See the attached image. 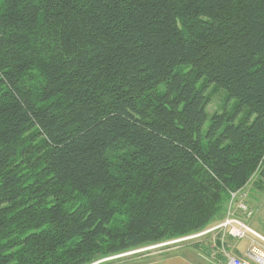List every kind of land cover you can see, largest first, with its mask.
Instances as JSON below:
<instances>
[{
	"label": "trees",
	"instance_id": "trees-1",
	"mask_svg": "<svg viewBox=\"0 0 264 264\" xmlns=\"http://www.w3.org/2000/svg\"><path fill=\"white\" fill-rule=\"evenodd\" d=\"M210 85L236 102L203 130ZM253 178L264 0H0V264L197 234Z\"/></svg>",
	"mask_w": 264,
	"mask_h": 264
},
{
	"label": "rangeland",
	"instance_id": "rangeland-1",
	"mask_svg": "<svg viewBox=\"0 0 264 264\" xmlns=\"http://www.w3.org/2000/svg\"><path fill=\"white\" fill-rule=\"evenodd\" d=\"M206 95L209 98V104L206 108L207 120L203 126V130L207 129L210 123V119L214 114L224 113L231 116L236 102L235 100L226 102L225 91L220 88H216L213 85H210L208 87ZM245 113L246 108L244 107L236 116L235 123H238L242 118H244ZM255 178H253L251 182L241 190V192L245 196L244 200L246 201L247 206L253 212L252 216L249 219L242 220L247 225V227L264 238V191L258 192L253 189L252 183L254 182ZM227 211L228 207H226L225 211L219 217H217L206 229L197 234L177 240L167 241L150 247L138 248L134 251L109 258L111 260L106 259L107 261L99 264H143L145 262H148L149 260H157L168 257L170 255L190 254L188 248L195 245H199L203 250L200 254L198 253V257H194L196 258L198 264H224V253L222 250H218V246H216L215 243V240L217 238L223 240L226 246L224 250L226 254L229 253L227 245L230 248H233L234 252H236L235 250H239L240 247L243 249L248 247L249 245L248 239L240 242H235L228 238L226 233H223L222 230L217 229L215 231H212V229H215L226 219ZM230 211L234 212L236 216H239L241 218L244 217V215H242L241 212L235 209L234 206H232Z\"/></svg>",
	"mask_w": 264,
	"mask_h": 264
},
{
	"label": "built area",
	"instance_id": "built-area-1",
	"mask_svg": "<svg viewBox=\"0 0 264 264\" xmlns=\"http://www.w3.org/2000/svg\"><path fill=\"white\" fill-rule=\"evenodd\" d=\"M244 199L245 196L241 191L231 193L230 200L227 205L228 211L226 219L215 229H212V231L217 229L222 230L223 233H226L228 238L236 242L248 239L249 245L240 257L231 255L229 253L226 254L224 251L225 247L220 249L224 253V264H264V238L247 227V225L242 220L249 219L253 214L252 210L247 206ZM232 206L241 212L244 217L241 218L236 216L234 212H231L230 209ZM221 242H223L222 239Z\"/></svg>",
	"mask_w": 264,
	"mask_h": 264
},
{
	"label": "crops",
	"instance_id": "crops-1",
	"mask_svg": "<svg viewBox=\"0 0 264 264\" xmlns=\"http://www.w3.org/2000/svg\"><path fill=\"white\" fill-rule=\"evenodd\" d=\"M224 247L226 246L224 245ZM227 248L230 254L240 257L247 247L243 249L240 247L239 250H235L236 252H234V249L230 248L228 245ZM188 249L190 254L170 255L168 257L157 260H149L148 262H145L143 264H198L196 258L194 257L199 256V254L203 251L202 248L199 246L198 249L194 247H189Z\"/></svg>",
	"mask_w": 264,
	"mask_h": 264
},
{
	"label": "water",
	"instance_id": "water-1",
	"mask_svg": "<svg viewBox=\"0 0 264 264\" xmlns=\"http://www.w3.org/2000/svg\"><path fill=\"white\" fill-rule=\"evenodd\" d=\"M119 258V257H118ZM108 260V259H107ZM106 259L105 260H103V261H100V262H97V263H95V264H99V263H102V262H104V261H107ZM109 260H111V259H109Z\"/></svg>",
	"mask_w": 264,
	"mask_h": 264
}]
</instances>
